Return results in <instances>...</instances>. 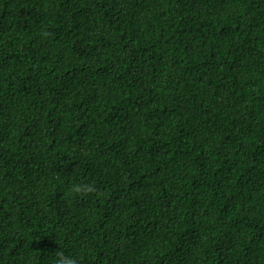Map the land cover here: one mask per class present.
I'll return each instance as SVG.
<instances>
[{"label":"trees","instance_id":"16d2710c","mask_svg":"<svg viewBox=\"0 0 264 264\" xmlns=\"http://www.w3.org/2000/svg\"><path fill=\"white\" fill-rule=\"evenodd\" d=\"M59 248L264 264V0H0V264Z\"/></svg>","mask_w":264,"mask_h":264},{"label":"clouds","instance_id":"9594fccd","mask_svg":"<svg viewBox=\"0 0 264 264\" xmlns=\"http://www.w3.org/2000/svg\"><path fill=\"white\" fill-rule=\"evenodd\" d=\"M76 192H91L93 190L91 185H78L73 188ZM55 264H80L77 256H65L64 252L59 248L54 251Z\"/></svg>","mask_w":264,"mask_h":264}]
</instances>
